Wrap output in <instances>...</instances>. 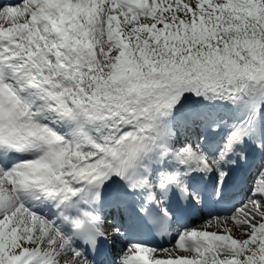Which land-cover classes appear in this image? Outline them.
<instances>
[{
    "label": "snow or ice",
    "instance_id": "obj_1",
    "mask_svg": "<svg viewBox=\"0 0 264 264\" xmlns=\"http://www.w3.org/2000/svg\"><path fill=\"white\" fill-rule=\"evenodd\" d=\"M0 264H264V0H0Z\"/></svg>",
    "mask_w": 264,
    "mask_h": 264
}]
</instances>
